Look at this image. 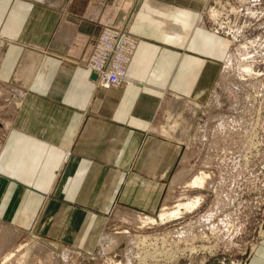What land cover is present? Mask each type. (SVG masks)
I'll return each instance as SVG.
<instances>
[{
    "label": "crops",
    "instance_id": "crops-1",
    "mask_svg": "<svg viewBox=\"0 0 264 264\" xmlns=\"http://www.w3.org/2000/svg\"><path fill=\"white\" fill-rule=\"evenodd\" d=\"M202 1L0 0V86L24 99L0 118V214L29 221L55 198L87 213L86 235L115 203L155 209L177 150L152 133L154 112L169 92L200 96L223 54ZM105 25L138 39L109 89L81 66Z\"/></svg>",
    "mask_w": 264,
    "mask_h": 264
},
{
    "label": "rangeland",
    "instance_id": "rangeland-1",
    "mask_svg": "<svg viewBox=\"0 0 264 264\" xmlns=\"http://www.w3.org/2000/svg\"><path fill=\"white\" fill-rule=\"evenodd\" d=\"M201 3V20L224 43L223 54L200 96L169 92L154 112L152 133L177 150L170 177L155 184V209L115 203L86 235L87 213L68 211L55 198L29 221L0 214V264H264V0ZM106 29L116 32L113 37L127 33L138 44L126 26H102L82 67H94L96 60L101 70L109 66L116 45L106 52V42L98 44ZM89 73L102 89L127 79L126 72L105 88L94 69ZM0 90V118H15L23 94ZM180 170L186 175L178 182ZM199 173L207 176L204 186H186ZM2 192L0 183V205ZM196 196L198 207L179 218L141 221ZM105 234L114 240L108 244Z\"/></svg>",
    "mask_w": 264,
    "mask_h": 264
},
{
    "label": "bare ground",
    "instance_id": "bare-ground-1",
    "mask_svg": "<svg viewBox=\"0 0 264 264\" xmlns=\"http://www.w3.org/2000/svg\"><path fill=\"white\" fill-rule=\"evenodd\" d=\"M213 15H215V12H213ZM176 27V26H175ZM177 28V27H176ZM107 30V29H106ZM179 31V29H178ZM177 31V32H178ZM112 30H110L109 32L106 31V33H104V38L102 39L103 42H106V49L107 51L110 50L112 44H114L113 46H115V50L113 51L114 54H115V62H113L112 64L109 65L110 69L107 71V72H103L100 74V78L98 80L99 84L105 88H108L110 87V85H116L118 84L119 82H121L122 80H124L126 78V72H127V68L129 66V63L131 62L132 60V57H131V54H133V52L135 53L136 51V48L138 45L136 40H134L133 38H131L129 36V34L125 33L124 36H122V38H120L119 40H114L113 38V34H112ZM172 32H176V29L175 28H172ZM123 45H125L124 47V51L121 52L120 49L123 47ZM112 46V47H113ZM112 65H114V67H111ZM92 66V65H90ZM89 71L91 69H93V67L91 68H88ZM97 70V69H96ZM106 71V70H105ZM110 77H112L113 79L111 80ZM97 82V81H96ZM97 84V83H96ZM3 92L2 90H0V95H2ZM18 94H21L20 92ZM5 96V95H4ZM8 97V96H7ZM16 98V97H15ZM18 105V104H17ZM183 170V169H182ZM187 170V169H186ZM185 170V172H186ZM181 171V170H180ZM184 171V170H183ZM181 171V172H183ZM185 172L183 173H180L179 172V175L177 177H175V181H178L183 179V175L185 176ZM207 176L204 174V173H199L193 177L190 178V180L187 182V185L188 187L190 188H197L200 189L204 186V183H205V178ZM174 181V182H175ZM175 185V184H174ZM201 197L200 196H196L192 199H189V200H186V201H182V200H177L171 207L167 208V207H164L160 212L159 214L157 215V217H152V216H149V217H145V218H142L141 221L143 222H151V223H155V222H161L163 223V221L166 222V220H170V219H174V218H179L182 213H185V212H190L194 209H196L200 203V200ZM207 215V214H206ZM209 215V214H208ZM207 215V216H208ZM202 217H205L208 219V217L206 216H202ZM204 220V219H203ZM206 220V219H205ZM140 221V222H141ZM142 223V222H141ZM200 224V223H199ZM8 234V233H7ZM110 234V233H109ZM177 234V233H176ZM183 234V233H181ZM191 235V234H190ZM8 236V235H7ZM6 236V237H7ZM113 236V235H112ZM122 237V236H121ZM127 237V236H125ZM114 238V237H112ZM111 238V235H108V234H105L103 235V240L105 242H107L108 244L111 243L113 240ZM183 238V237H182ZM191 238V237H190ZM189 238V239H190ZM116 239V238H115ZM132 239V238H130ZM185 239V238H184ZM188 239V238H187ZM193 239V237H192ZM112 240V241H111ZM36 245H38L37 243H35ZM40 244V243H39ZM35 246V245H33ZM41 247V245H38ZM44 246V245H43ZM42 246V248H43ZM32 247V246H31ZM38 249V247L36 248ZM44 249V248H43ZM46 249V248H45ZM28 250V249H27ZM34 250V249H33ZM40 250V248L38 249ZM37 250V251H38ZM30 251V250H29ZM133 251V250H131ZM35 252V250H34ZM25 253V252H24ZM28 253V252H27ZM40 253V252H39ZM130 253V252H129ZM127 253V254H129ZM133 253V252H132ZM52 255V254H51ZM22 256V255H21Z\"/></svg>",
    "mask_w": 264,
    "mask_h": 264
},
{
    "label": "built area",
    "instance_id": "built-area-1",
    "mask_svg": "<svg viewBox=\"0 0 264 264\" xmlns=\"http://www.w3.org/2000/svg\"><path fill=\"white\" fill-rule=\"evenodd\" d=\"M106 31H108V30H105L104 33H106ZM109 31H110V30H109ZM109 31H108V32H109ZM114 33H116V32H114ZM102 36H103V35H102ZM122 36H124V34H120V35H118L117 37L114 36L113 38H114V40H116V39L119 40L120 38H122ZM101 39H102V37H101ZM101 39L99 40L98 44H100V42H102ZM113 45H114V44H112V46H113ZM99 48H100V47H99ZM110 49H112V47H111ZM100 50H101V49H100ZM108 51H109V50H108ZM108 51H106V52H108ZM106 52L102 53V55L104 56ZM111 55H112L113 58H112V60L110 61V64H112L113 62L116 61V60H115V54H114L113 50H112ZM103 56H102V57H103ZM110 64H109V65H110ZM92 66H94L93 69H94V71H95V73H96V75H97L98 78L100 77V74H101V73H103V72L105 73V72H107V71L110 69V67L108 66L107 69H105L106 71H105V70H101V68H102V66H103L102 61H97V60H96L95 62L92 63ZM96 68H99V69L96 70ZM110 79L112 80L113 78L110 77Z\"/></svg>",
    "mask_w": 264,
    "mask_h": 264
},
{
    "label": "water",
    "instance_id": "water-1",
    "mask_svg": "<svg viewBox=\"0 0 264 264\" xmlns=\"http://www.w3.org/2000/svg\"><path fill=\"white\" fill-rule=\"evenodd\" d=\"M91 77H92V78H95V75L92 74Z\"/></svg>",
    "mask_w": 264,
    "mask_h": 264
}]
</instances>
